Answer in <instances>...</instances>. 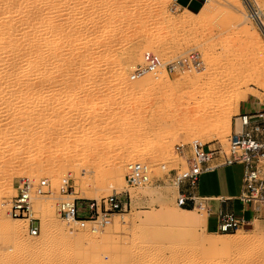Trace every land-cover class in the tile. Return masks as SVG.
<instances>
[{
    "label": "rangeland",
    "instance_id": "374dc122",
    "mask_svg": "<svg viewBox=\"0 0 264 264\" xmlns=\"http://www.w3.org/2000/svg\"><path fill=\"white\" fill-rule=\"evenodd\" d=\"M239 1L241 8L233 6L234 0H213L215 5L211 14L203 20H197L192 15L188 16L185 12L186 7L179 8L175 5L174 0H58V12H55L58 16L53 15L56 17L55 21L66 28L63 36H68L67 41L65 37L59 41L61 57L67 60L72 57L70 52L73 51H70L68 47V42H71V45L77 48L75 55L80 53L85 69L68 66L69 63L66 61L67 66L64 64L66 68L65 66L59 68L62 71H59L60 74L59 69L55 71L56 76L54 72L53 77L57 80L53 78V81L49 80L50 71L46 72L45 74L49 76L46 78L49 81L45 80L46 75L43 74L44 80L42 77L43 81L39 85H31L35 87L28 85L27 100L23 105H20L18 100L12 102V108L15 111L5 109L8 105L0 101V132L3 131L5 137L2 133L0 134L2 136L0 137V185L5 181L6 176L9 177H6V181L10 183V188L0 199V208H6V204L14 194L13 184L21 177H28L35 182L41 178H47L51 186L55 188L52 195L40 197L34 203L35 216L40 219V231L37 235L32 236L28 233L26 220L8 215V218L20 220L23 234L16 239L11 238L12 241L9 239L10 241L6 240V243L0 242L1 263L8 260H3L5 253L10 255L14 253L21 261L23 260V264H30L31 258L27 254V249L33 244L38 249L45 241L43 234L40 233L43 229L42 219L49 218L51 210L54 212V220H57L51 224L55 225L57 224L55 222H58L59 225H64L69 234L76 231L73 235L81 230L79 234L77 233L79 239L76 236L78 240L76 244H58L55 246V251L39 253L43 256L37 259L36 264H66L67 262L68 264H88V262L93 264V262L90 263L91 256L83 254L93 243H106L112 245L111 248L113 246L121 248L126 255H133L129 256L130 260L124 257L127 261L129 260V264L132 261L131 258L136 256L132 263L135 260L139 261L138 258L142 257L141 253L151 249L153 251L155 249L154 252L157 255L162 251L160 255H163L165 259H171L172 264H196L197 259H201L204 264H264V255L255 248L257 243H264V220L257 218L254 224L249 226L246 224L242 229L231 233L211 232L206 229L204 239L212 235L218 239H236L241 233L243 236L238 238L236 245L232 247L234 249L218 248L207 251L206 247H201L198 239H192L187 233L168 226L165 219L161 220L164 205L173 208L177 205L174 201V190L159 182L129 190L131 192L130 207L113 217L115 219L125 213L124 216L129 218L121 226L123 229L120 232H114L112 223L96 232L70 227L56 212V202L61 197L58 185L64 174L60 176L54 171L50 172V169H55L58 162L66 163L64 164L65 176L70 177L74 190L72 194L79 196L77 198L80 199H100L115 190L120 191L125 188V167L130 162H148L154 175L159 177L162 174L160 164L164 163L168 167L178 165L179 161L173 153L176 143H186L197 139L203 143H220L225 147L227 136L237 123L235 119L238 113L243 109L252 110V105H257L259 101L264 102V84L263 88L259 85L262 84L263 79H259L261 80L259 83L257 79L254 80L256 83L250 81L247 84L242 83L241 80L240 83L245 85L239 86L230 83L234 81L236 70H242V75L247 76L250 71L259 68L260 63L257 57L264 58L261 44L256 40L254 41L256 50L253 51L249 47L250 40L256 39L257 34L264 41L263 31L251 16L252 13L247 11L244 1ZM204 3L205 0L197 3L196 6L190 4L187 9L197 12ZM241 11L247 15V22L251 20L250 22L254 23L255 32L246 30L249 28V23L238 24ZM184 16L194 24L191 22V26L182 27L177 20ZM143 45L147 48L141 49ZM136 49H141L139 60L132 61L129 55ZM145 51L158 54L164 61L190 51H198L202 57L203 66L198 70L172 74L163 71L165 77L160 79V85H147L142 91L137 89V91H125L116 80L119 71H126L125 77L130 83H136L139 79L148 77L153 79L158 75L162 77L161 74H147L137 80L130 79L133 68L142 63V55ZM68 67L71 69L74 67V69L71 70ZM63 68L76 74L74 82L69 79V81L64 80L62 76L68 70H62ZM191 74L202 77L200 80L202 89L199 91L195 90L193 85L181 84L185 81L184 77ZM245 80L244 77L243 82ZM222 85L226 87L225 91V88L222 89L223 92L227 91L224 93L226 94L224 103H229L232 97L240 92L245 95V99L241 100L237 106L231 102V113L227 122L229 126L227 124L225 129L219 132L214 127L222 119L218 112L220 103L217 100L219 99L216 98L220 97ZM214 86L221 92L212 90L218 95L215 94L213 101H208L207 92L210 91L209 87L213 89ZM205 87H208V90L204 89ZM34 88L38 89L36 96H33ZM206 97L208 98L205 99ZM187 104L191 108L197 105L194 107L196 109L198 106L199 108L206 106L207 115L211 117L209 121L204 123V126L192 125L193 120L191 122L190 119L192 112L190 114L187 112L185 118V113L182 112L185 109L182 106ZM19 106L21 108H18ZM178 108L180 111L177 110ZM186 111L187 108L184 112ZM21 138L26 141L22 142ZM97 163H101L103 172L108 169V166L110 168L109 172L108 170L104 172L109 174V177L105 174V180H101V178L104 179V174L95 181H93L94 177H91L90 171ZM72 168L79 169V175L76 176ZM240 174L241 168L232 166L201 175L199 189L202 193L234 192L238 186ZM100 181H102L101 185ZM104 181L107 182L105 185L102 184ZM91 182L92 186L89 185ZM77 183L87 186L80 190L84 196L80 191L74 193ZM72 194H69V197ZM1 203H4V206ZM41 204H44V207ZM49 204L53 206L49 208L50 210L48 209V212L35 209L39 205L46 209ZM5 208L4 212L7 215V208ZM191 210L193 211L191 215L195 219L206 217L205 213L203 215L196 210ZM244 217L246 219L249 217V208L245 209ZM214 223V219L211 218V224L215 225ZM161 227L163 229L167 227V230H164L167 235L169 234L168 238L158 236L156 228ZM151 230H155L156 233L150 232ZM60 235L61 233L53 232L48 239H56ZM157 242L161 243L157 244ZM100 246L102 249L105 248L103 245ZM101 250L100 256L105 262L113 260L111 253L108 254V249H105L107 250L105 255L101 253ZM53 256H55L54 260L51 259ZM120 256L119 260L123 261ZM119 260L117 259L118 262ZM142 260L145 262L143 257ZM142 260L140 259V262ZM140 262L136 263L144 264Z\"/></svg>",
    "mask_w": 264,
    "mask_h": 264
},
{
    "label": "bare ground",
    "instance_id": "6f19581e",
    "mask_svg": "<svg viewBox=\"0 0 264 264\" xmlns=\"http://www.w3.org/2000/svg\"><path fill=\"white\" fill-rule=\"evenodd\" d=\"M255 2L257 4V6L264 12V0H255ZM214 5H213V0H205V3L202 5V7L197 12H191L187 9H185V12L188 14V16L192 15V17H196L197 20L198 19L203 20V18L205 19L206 17H208L211 14V12L213 11ZM233 6L241 8L240 1L234 0ZM57 7H58V0H0V101L4 102V103L6 102V104L8 106H6L5 109H7V110L11 109V110L15 111V109L12 108V106H13L12 102H15V100H18L20 105H23L25 100H27L28 85H30V86L31 85H39L41 83V81L44 80L43 76L46 75L45 74L46 72L48 73V71H50L49 72L50 77L48 75H46L45 80L48 77H49V80H51V81L56 79L55 77H53L54 72L57 71L59 68H62V66L64 67L66 65V63H65L66 61H68L67 63H69V64H67L68 66L70 65L72 67V65H73L75 68H81L82 67V69H85V68H83L84 61L82 60V57H80L81 56L80 53L78 55H75L77 52V48L75 47V45L74 46L71 45V42H68V45H69L68 47H70V51H73L75 53L70 52L72 57L70 59L68 58V60L65 59L64 57L63 58L61 57L62 50H61V47L59 45V41L61 38H64V37L66 38V41H67L68 36L67 35L63 36V34L66 30L64 25L61 23H57L58 21L57 22L55 21L56 17L53 14H55V12L56 13L58 12ZM55 15H57V14H55ZM251 16L253 17L255 22H257L258 26L261 28V30L263 31V34H264V26L261 25L256 14L254 12H252ZM247 18H248L247 15L243 11H241L239 18H238V24H245L246 25V23H249L248 24L249 28H247L246 30L250 29V31L252 30L255 32L256 28L254 26V23L250 22L251 20L249 22H247L248 21ZM177 22L180 25H182V27L183 26L185 27V26L190 25L192 21L184 16V17L178 18ZM192 24H194V22H192ZM245 28L246 27H244V29ZM255 40L257 43L261 44L262 50L264 51V41L262 40L261 37H259L258 34H257L256 39L250 40L249 47L252 48L253 51L256 50V42H254ZM145 48H147L145 45L141 46V49H145ZM141 49H136V50L131 51L129 58L132 61L139 60ZM68 53H69V51H68ZM257 58H258L259 63H260L259 68L250 71L247 76L242 75V70L238 69L235 71V69H234V71H235L234 74L236 72L237 73L235 74L234 81L231 80V79H233V77H232L233 74L231 73L232 75H231L230 81H233V82H230V83H233L234 86L235 85L239 86L242 83L247 84V82L254 81L257 79H258L257 83H259L263 79V81H261L262 84L261 83L259 84L260 87H262V85L264 84L263 83L264 82V58L262 56L261 57L259 56ZM88 65H89V63H88ZM66 66H65V68H66ZM74 67L72 69H74ZM65 68H63L62 70L71 69L69 67H68V69H65ZM51 70H52V72H51ZM71 70H68L66 72L64 71L66 73V74L64 73V75L62 73V75H63L62 77L64 78V80L69 79V80L73 81V79L76 78L75 77L76 74ZM207 70L208 69L206 68L205 71H207ZM59 71H60V69L58 70V72ZM60 72H62V71H60ZM60 72H59V74H60ZM124 72H126V71L124 70ZM124 72L119 71V73L116 76V80L119 82V85H121L125 91L126 90L132 91V90H136V89L142 91L143 88L147 85L158 86V85H160V81H161L160 79L165 77L164 72L161 71L158 74H161L162 77L160 75H158L157 73H153L154 75H158V76H155V78H153V79L148 77V78L139 79L136 83H130L129 80L125 77L126 75ZM43 74H45V75H43ZM253 75H254V77H253ZM54 76H56V72H55ZM42 77H43V80H42ZM242 77H243V79H244V77L246 78V80L244 82H243V79H241ZM184 78H185L184 79L185 81L182 82L181 84L193 85L194 89L197 91L202 89L201 84H200V80L202 78L201 76L197 77V76H194L191 74V75L185 76ZM229 78H230V76H229ZM253 78H255V79H253ZM259 79H261V80H259ZM177 81H178V79H177ZM240 81L242 83H240ZM254 83H256V82L254 81ZM245 84H242V85H245ZM224 85L226 86V84H224ZM224 85L220 86V87H222L220 90H222L224 88H225L224 91L226 90V87ZM231 86H233V85H231ZM31 87H35V86H31ZM227 87H228V84H227ZM37 88H39V86ZM206 88L208 90V87H205L204 89H206ZM209 88H210V91L207 92L209 94L208 95L209 98L206 97L205 99L208 98L209 99L208 101H213V99H215L214 98L215 94L218 95L220 90L218 88H216V86H214L213 89H211L212 87H209ZM35 89L36 88H34V90ZM212 90H214V91L217 90L218 93H215L217 91H215L213 93ZM37 93H38V89L35 90V92L33 93V96L35 94L37 95ZM224 93H227V91L223 92V90H222L221 94H219L220 97L219 96L216 97L217 99H219V100H217V99L216 100L220 103V105H218V104H216V105H218V107H219L218 112H219V116L222 119L219 123H217V125H215L214 128L219 132L221 130L225 129V127L228 124L227 122H228V119H229V116L231 113L230 112L231 102H233L234 106H237V104L241 100L245 99V95H242L240 92V93H237V95H235V97L233 96L232 99L230 98L231 100L229 101V103H227V102L224 103L225 97H226V94H224ZM200 104H202V103H200ZM91 105H93V103ZM188 105L189 104L185 105L187 107L182 106V108L183 107L185 108V109H183L184 111L187 108L186 112L182 111V109L180 108L181 106H179V108L181 109V111L183 113H185L184 118L186 117L187 112L189 114L192 112L191 113L192 115H190L191 116V118H190L191 122L193 120L192 125L199 126L201 124L202 126H204L203 124L204 123L206 124L209 121V119L211 118L210 116L207 115L208 110L207 111L205 110L206 106L204 108V105H203V107H202L203 109L199 108L200 106H198V109H196V108H194L197 106L196 105V106L192 107L193 108L192 109ZM92 107H95V106H92ZM18 108H21V106H19ZM179 108L177 109L178 111H180ZM204 110L207 113H205ZM210 110H211V108H210ZM189 117H187V118L189 119ZM223 119H225V120H223ZM98 120L99 119H97V121ZM235 120L237 121V123H235L233 131H238L239 130V124H238L237 117ZM186 121L188 122V120H186ZM228 126H229V124H228ZM1 133H2V136L4 137L3 131L0 132V134ZM2 136H0V137H2ZM21 139H22L21 140L22 142L26 141L24 138H21ZM186 143H188V142H186ZM201 143L204 144L203 141H201ZM173 153H174L176 159L179 162H181V158L175 154L174 150H173ZM64 164H66V163H64V162L59 163L58 162V164L55 165V169H50V172L54 171L59 175L64 174V176H65L66 171L64 169L66 166ZM62 165H64V166H62ZM103 169L104 168L101 167V163H97V164H95L94 167H92V170L90 172H92L91 177H94L93 181L98 180L97 178L102 177V175L104 174L105 171L108 170L107 172H109V170H110L109 166H108V169L106 166L107 170H105L104 172H103ZM71 170L75 171L74 174H76V176L79 175V169L72 168ZM115 171H116V169H115ZM107 172L105 174L108 176L109 174H107ZM8 174L9 173H7V175ZM105 174H104V179L101 178V180H105V178H106ZM113 174H115V172ZM6 177L4 178L5 181L2 182V184L0 185V199L2 198L3 194L5 196V193L10 188V183H8L9 181L8 182L6 181ZM110 177H111V175H110ZM7 178H9V177H7ZM108 179H106V180L109 181ZM92 182L89 183V185L91 184V186H92V184H93ZM101 182L102 181H100V185H101ZM104 182L102 184L105 185L107 182H105V183ZM117 182H118V180H117ZM94 184H95V182H94ZM85 186L86 185H83L81 183H77L75 186L76 191L74 193H77L78 191L87 188V186L86 187ZM98 186H99V183H98ZM119 188H120V185H119ZM82 194L83 193L81 192V195ZM79 195H80V193H79ZM96 195H97V192H96ZM96 195L94 194V196H96ZM82 196H84V195H82ZM77 197H79V196H75V194L74 195L72 194V196H71V198H77ZM1 204H2V206H4V203H1ZM41 205L44 207V204H41ZM41 205H39V207ZM52 206L53 205L49 204L48 206H46L47 208L45 207L46 209H44L42 207H40V209H38L39 207H36L35 209H36V211L46 210L48 212V209L51 208ZM170 207L164 205L163 210H162L163 212L161 213V216H162L161 220H162V218H163V220L165 219L166 223L168 222V224H167L168 226H172V227L176 228L177 230H180L184 233H187L192 239H198L199 243L201 244V247H206L207 251L211 250V249L217 250L218 248L234 249L232 247L236 245V241L238 240V238L243 237L242 233H241L239 235V237H237L236 239H229V238L218 239V238H215L211 234L212 236L204 239V237L206 236V219H205V217H203V218L199 217L200 219H195L191 215V213L193 212L191 209L177 207V206H176V208H173V207L170 208ZM4 208L5 207H3V209L0 208V242L5 241V243H6V240H9V239L11 240V238L16 239L19 236H21L23 234V231H21L22 226L19 222L20 220H13L11 218H8V215H5ZM50 212L52 214L51 213L49 214L50 217L48 216L49 217V218H47L48 221H46L47 219H45V218L42 219L43 229H41L42 232H40V233L43 234V238L45 239V241H43V243L40 245V247L38 249L35 247L34 244L30 245L31 247H29L27 249V254H29L30 255L29 257L31 258V261L29 262L30 264H36V262L38 261L37 259H39L41 256H43V255L40 256L39 253H41V252L42 253L44 252L43 254H45L49 251H55L56 250L55 246L58 244H64V243L76 244L78 241L76 236H77V233L80 232L81 230L77 231L76 235H73L76 231L73 232V234L67 233L66 229L64 228L65 226L63 224H62L63 226H61V224L59 225L58 222H55V223H57L55 225H54V223L51 224V222H54L57 220H54V218H55V216L53 214L54 212H52L51 210H50ZM130 213H131V211H130ZM124 214H120L121 216L113 219L114 221L112 222L111 227H113L115 233L120 232L123 229V228H121L123 223H126L127 219H129L128 217L124 216ZM203 215H205V214L203 213ZM17 219H19V218H17ZM162 226H165V225L162 224ZM242 228H239V229H242ZM164 229L167 230V227ZM164 229H163V227H161L159 229L156 228V231L158 232V236H160L161 238H166V236H167V238H168L169 234L167 235V232ZM164 231H165V233H164ZM53 232L61 233V235L58 236V238H56V239L51 238L49 240L48 238L50 236H52ZM150 232H155V230L154 231L151 230ZM227 233H231V232H227ZM78 239H79V237H78ZM159 243H161V242H157V244H159ZM163 244H165V243H163ZM166 244H167V242H166ZM8 245H10V244H8ZM100 245L105 246V248L102 249V246H100ZM263 245H264L263 242H259L255 246V248L257 249V251L261 255H264ZM109 246H110V248L112 247V245H109L106 243H101V244L100 243L99 244L93 243V244H91V247L89 248V250L85 251L83 254H85V256L90 255L91 259H92V261L90 263L93 262V264H118L119 262H120V264H121V262H122V264H124V262H125V264H127L129 262L130 254L126 255L125 252H122L121 248L114 247V246H113V248H111V250H109L110 249ZM100 247L104 252L101 249H98ZM105 249H108V254L111 253V255H112L111 257H113V260L110 259V261L105 262L103 260L102 256H100V250H101V253L102 254L104 253V255H105V251L107 252V250H105ZM151 250L143 252V254L141 253L145 262H143L142 257H141V258H138L139 261L135 260L134 263L140 262V259H141L142 261L140 263L143 262L144 264H152V263L153 264H169V263L172 264V262L170 261L171 259H168V258L165 259V257L163 255H160L162 251L160 252L159 255H157L154 252V251H156L155 249H154V251L152 250V252L150 253ZM12 254L14 255V253H11V255H10V253L9 254L5 253V255L2 254L3 260L4 259H8V260H5L2 263L0 262V264H23L22 263L23 260L21 261L18 258L19 256H17V255L13 256ZM51 254H52V252H51ZM48 256L46 255V257H48ZM119 256L122 258L123 261L119 260ZM131 256H133V255H131ZM54 257L55 256H53L51 259H53ZM109 257H110V255H109ZM124 257H126V259H129V260L127 261ZM135 257H133V259H135ZM117 259L119 260V262L117 261ZM133 259L131 258L132 261H134ZM48 261H51V260L48 259ZM132 261L130 264H134V263H132ZM175 262H177V260H175ZM63 264H65V263H63ZM66 264H68V262ZM88 264H89V262H88ZM136 264H138V263H136ZM196 264H204V263L202 262L201 259H197Z\"/></svg>",
    "mask_w": 264,
    "mask_h": 264
},
{
    "label": "built area",
    "instance_id": "2783aa9c",
    "mask_svg": "<svg viewBox=\"0 0 264 264\" xmlns=\"http://www.w3.org/2000/svg\"><path fill=\"white\" fill-rule=\"evenodd\" d=\"M247 11L254 12L264 26V12L255 0H243ZM179 0H174L178 5ZM180 8V7H179ZM262 16V17H261ZM203 60L198 51H190L169 61L158 54L145 51L142 63L130 73L131 80L146 74L165 71L168 74L202 68ZM252 110L238 113V131H232L226 139V146L220 143H204L194 139L188 143H176L174 152L181 158L176 167L160 164L162 174L158 177L146 161L130 162L125 169V188L113 191L100 199L71 198L73 188L68 175L60 179L58 191L61 197L56 202L57 215L73 228L101 231L112 223L113 217L124 212L131 205L130 189H137L153 182L174 190V201L178 207L193 209L206 216L212 214L208 197L198 193L200 176L221 167L240 165L242 167L240 190L236 200L242 210L251 208L254 217L264 220V102L252 105ZM54 189L47 178L37 182L21 177L13 184L14 194L6 204L7 215L27 221L28 233L35 236L40 231V219L35 216L34 203L43 196H50ZM233 200V199H229ZM81 201V202H80ZM216 231L227 233L237 231L246 225L244 218L233 213L218 211Z\"/></svg>",
    "mask_w": 264,
    "mask_h": 264
},
{
    "label": "crops",
    "instance_id": "0c3cea01",
    "mask_svg": "<svg viewBox=\"0 0 264 264\" xmlns=\"http://www.w3.org/2000/svg\"><path fill=\"white\" fill-rule=\"evenodd\" d=\"M201 1L202 0H179L178 4H179L180 8L186 7L185 9H187L190 4L193 6H196L197 3H201ZM187 10H189V9H187ZM189 11L194 12L192 10H189ZM232 166L240 167L241 173H242V167L240 165H232ZM232 166H226V167H232ZM222 168H225V167H221L219 169H222ZM216 170H218V169H216ZM215 171H213V172H215ZM210 173H212V172H210ZM240 179H241V174H240L238 186L234 190V192L202 193L199 189V184H198V193L201 196L209 198L208 207L212 213V214L205 217L207 230H210L211 232H217L216 231V214L215 213L218 211L230 212V213H233L235 217L244 218V220L247 223V226L252 225L255 223V221H257V218L254 217V214H253L250 207H249V217L246 219L244 217V211L245 210H242V206L236 200V197H237L239 190H240ZM229 199H233V200H229ZM211 218L214 219L215 225L211 224Z\"/></svg>",
    "mask_w": 264,
    "mask_h": 264
}]
</instances>
